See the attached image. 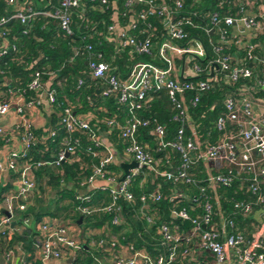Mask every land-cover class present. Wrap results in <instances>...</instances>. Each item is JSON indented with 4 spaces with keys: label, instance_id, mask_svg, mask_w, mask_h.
Listing matches in <instances>:
<instances>
[{
    "label": "built area",
    "instance_id": "2783aa9c",
    "mask_svg": "<svg viewBox=\"0 0 264 264\" xmlns=\"http://www.w3.org/2000/svg\"><path fill=\"white\" fill-rule=\"evenodd\" d=\"M3 1L11 10L0 14V57L15 48L5 31V24L11 19L25 25L35 15L51 17L56 19L60 30L72 35L74 16L83 18L86 9L110 12L112 21L104 23L101 28H97V22L88 23L87 36L96 35L112 42L114 51L127 47L130 58L127 68L122 72L117 70L103 58L102 49H94L89 41L83 48L88 53L90 77L101 83L99 93L104 96L113 94L127 108L129 114L123 122H116L113 118L104 120L105 132L112 128L117 130L124 141L121 154L134 160L136 166L128 168L123 178L109 170L107 165L121 154L112 142L100 136L101 129L89 123L87 113L75 114L67 106L62 108L57 121L66 132L61 140L63 146L49 158L32 159L28 153L38 136L24 116V108L39 103L43 97L49 107L55 100L54 89L46 83L54 72L34 70L27 82V88L34 92L32 96L26 98L23 88L10 87L9 97L0 100V116L9 112L18 116L14 127L0 126L1 140L9 142L15 132L20 140L19 149H8L0 159V170L12 172L17 183L16 189L5 192L0 201V236H6L13 229L10 219L14 200L26 198L35 189L34 171L44 165H57L73 152L79 138L67 133L78 130L85 132L89 140L85 152L97 158L81 183L91 184L96 177L102 179L103 182L95 187L105 191L108 198L94 206L78 204L76 209L82 213H110V221L119 223L122 219L119 201L132 199L130 179L142 166L154 175L196 188L191 192L173 190L167 195L168 200L173 201L172 206H168L169 216L180 222L189 220L190 224L188 228H182L165 220L158 222L155 232L160 244L165 246L163 251L151 255L143 247H134L129 242L119 243L110 235L109 239H91L90 243L109 251L121 245L123 250H115L105 262L94 256V264H206L207 255L215 264L227 260L239 264H264V217L254 229L245 230L237 225L238 218L254 219L255 214L264 213V60L253 51L256 44L250 41L263 28L264 5L258 3V9L250 11L251 0H216V5H224L226 12L220 13L217 9L198 11L200 20H195V10L181 15L176 13L183 7L184 0H55L40 7L17 0ZM119 4L130 11L124 23L119 18L127 12L119 9ZM233 4L238 5L237 10L230 12ZM149 15L157 17L158 30L152 22L145 21ZM139 21L144 22L145 27L137 29ZM187 26L205 32L206 42L192 35ZM78 35L82 39L85 37L84 34ZM229 42L244 49L243 56L222 51ZM77 50L75 48L74 52ZM43 73L47 76L45 79ZM239 78H246L247 82L242 81L236 92L221 98L223 111L213 120L215 138L209 141L200 139L189 115V105H194L215 83H229ZM77 81L79 83L80 79ZM159 89L166 91L175 110L172 118L178 123L171 140L164 139L162 124L156 123L149 129L157 148L169 146L179 153L178 164L166 169L158 167L159 159L153 156L146 143L137 139L138 127L147 126L149 120L134 113L150 100L151 91ZM257 91L262 93L256 94ZM188 92L191 94L187 96ZM55 134V128H50L45 137ZM196 161H200L204 171L199 179L188 172ZM200 181L202 183L198 184ZM233 182L237 183L242 197H226L219 191V188L230 187ZM74 197L89 200V195L80 191ZM160 197L157 187L139 195L138 212L147 223L155 220V211L151 210L149 203ZM182 198L186 205L176 208L174 201ZM222 198L229 201L227 207L222 205ZM195 209L197 212L189 215L188 210ZM248 222L252 224L251 219ZM36 227L38 233L31 239L36 256L34 264H72L71 260L60 262L64 249H77L80 245L67 225L41 217ZM12 250V247H0L5 264H11Z\"/></svg>",
    "mask_w": 264,
    "mask_h": 264
},
{
    "label": "trees",
    "instance_id": "16d2710c",
    "mask_svg": "<svg viewBox=\"0 0 264 264\" xmlns=\"http://www.w3.org/2000/svg\"><path fill=\"white\" fill-rule=\"evenodd\" d=\"M88 3V2H87ZM119 9H124L120 4L117 5ZM238 5L233 4L230 12H235ZM217 9L220 13L226 12L225 6L216 5V0H184V5L176 12L178 15L186 14L187 11L195 10V20H200L198 11H207ZM11 10L3 0H0V14L9 13ZM127 13L124 17H120L121 23L127 18V14H130L127 9H124ZM80 17L74 16L71 22L73 28V34H65L58 27L57 21L54 18L35 15L25 25L20 24L18 20L11 19L9 23L5 24L6 36L9 41L14 42V50H7V52L0 57V100L6 99L10 95V87L23 88L25 97L32 96L34 92L27 88V82L29 81L31 74L34 70L40 71H53L54 75L49 77V87L54 89L55 100L52 104V112L50 113V127L55 128L56 134L46 140V148H41V151L36 148L42 147L37 142L31 147L28 154H31L32 159L49 158L51 153L56 152L61 144L62 137L66 134L64 129L58 124V118L61 115L62 108L67 106L75 114H86L91 112L89 117V123L96 125L99 129H107L104 120L113 118L116 122H123L128 116L126 106L117 101L113 94L101 95L99 93L101 83L97 78H92L89 75L87 68L88 53L84 50L83 45L86 41L93 44L94 49H102L103 58L109 61L119 71H123L127 68L130 58L127 47L122 50L114 51L113 43L102 40L99 36L93 35L88 37V23H94L97 28H101L104 23L111 22V15L109 11L103 12L95 11L93 9H86L85 13ZM145 21L152 22L157 30L159 29V23L157 17L146 16ZM203 22V21H202ZM145 27V23L139 21L137 29ZM189 28V26H187ZM135 29V33H138ZM25 30V31H24ZM192 35H197L206 42L207 34L198 29L189 28ZM78 34H84L82 39ZM251 42L256 44L253 51L262 57L264 60V25L261 32H257L254 37L250 38ZM206 44V43H205ZM77 48V52L74 49ZM207 54L210 56L211 50L207 45ZM224 52H234L237 56H243L244 49L237 48L233 42H229L227 46L222 48ZM47 76L42 74V78ZM78 78L80 82L78 83ZM242 81L247 82L246 78H239L236 81L229 83H215L211 88L206 90L200 95L199 100L194 105H189L188 111L192 123L195 125V130L200 139L212 140L216 136V130L213 127V120L223 111L221 98L225 94H231L236 92ZM151 98L148 100L144 107L136 109L134 111L138 116H142L149 120L147 126H139L137 131V139L148 145L149 151L154 157L159 159L158 167L160 169L172 168L179 162V153L172 147L165 146L157 148L154 142V136L150 133L149 129L156 123H160L164 127V139L171 140L176 134L178 123L172 118L175 110L172 103L169 101L166 91L164 89L153 90L150 92ZM261 91H257L256 94H261ZM191 92L187 93V96ZM186 133L188 130L185 129ZM70 137L78 136L79 140L75 146V150L67 154L66 158L59 162L54 167L47 170L45 167H40L38 173L43 172L46 182L51 186L55 192L56 198H49L42 201L40 196L35 197V204L37 207L28 205L23 211L17 215L18 224L23 219L27 218L35 222L43 214L56 216L57 212H60L59 208L70 209L73 215L69 213L63 214V216L72 219V224L80 226L82 229L81 240L79 247L75 250L71 263L72 264H93L94 255L96 253L95 248L89 249L88 239H109L112 234L119 243L129 242L134 247H143L151 255H155L159 251H163L165 246L159 242L158 234L155 232V228L158 222L168 221L170 224H179L182 228L189 227V220L180 222L179 219H172L168 214V206H172L173 201L168 200L167 195L173 190H184L186 192L195 191L196 188L188 183L181 181H171L165 179L161 175H154L148 171L146 167H140L138 172L131 176L129 189L132 192V199L130 201L121 200V221L114 224L110 221V213L91 211L89 213H82L76 209L78 204L85 205H97L107 200V194L99 188H87L81 181L89 174L91 163L96 162L97 158L86 153L84 148L89 140L86 137L85 132L73 130L67 133ZM107 138L113 143L118 153L121 154L124 141L118 135L115 128L109 129L106 133ZM35 148V149H34ZM97 150H102L100 147H96ZM36 152L34 153V151ZM109 170L117 173L120 170V166L117 163H109L107 165ZM188 172L199 179L203 176L204 171L200 161H196ZM202 181L198 182L201 184ZM69 184V185H68ZM84 184V185H83ZM6 186L0 185V201L5 193ZM158 188L161 193V197L155 201L150 202L149 206L152 211H155V220L153 223H147L138 212V206L140 204L139 195L143 192L149 191L154 188ZM86 188L85 190H83ZM234 189L237 191L234 192ZM89 195V200L76 199L74 195L77 192ZM219 191L226 197L233 195L235 197H242L243 195L238 192L237 183L233 182L230 187L219 188ZM68 197L64 204L61 201L62 198ZM42 201V202H41ZM174 206L177 208L182 205H186L184 198L174 201ZM40 203V204H39ZM221 203L224 207H227L229 201L221 199ZM38 206H42L39 208ZM73 208V209H72ZM195 210H188L189 215H194ZM30 215V217H29ZM80 216V221L77 222V218ZM251 219L252 224H249ZM259 224V220L255 218H247L239 220L238 227L241 229H254ZM69 227V226H67ZM92 228L103 229V232H93ZM104 230L107 235H104ZM90 234L88 237L86 234ZM97 233V234H95ZM15 234L14 237L27 240L30 246L32 237L36 236L35 232H31L30 227L25 231ZM76 239V238H75ZM78 241V239H77ZM80 242V240H79ZM103 247V246H102ZM99 249H102L99 247ZM116 250V246L113 249ZM100 252V251H99ZM173 264H178L174 263Z\"/></svg>",
    "mask_w": 264,
    "mask_h": 264
},
{
    "label": "crops",
    "instance_id": "0c3cea01",
    "mask_svg": "<svg viewBox=\"0 0 264 264\" xmlns=\"http://www.w3.org/2000/svg\"><path fill=\"white\" fill-rule=\"evenodd\" d=\"M17 1L20 3L21 2L25 3V4L28 3V4L35 5L36 7H40L48 1L54 2L55 0H17ZM251 1L253 2V4L250 6L251 7L250 11L257 10L259 7L258 3H262L261 5H264V0H251ZM51 110H52V107H49V105L47 104L44 97L41 99V101L39 103L26 105L24 108V116L29 120L35 134L38 136L37 143L42 145V147L36 148V150L41 151V148H46L47 143H45V142L47 139L50 138V137L46 138L45 134L47 133V131L50 128H52V127H50L51 126L50 125V113L52 112ZM91 115H92L91 112H87L88 117H90ZM17 119H18V116L16 114H14L13 112H9L6 115L0 116V126H3L6 129L12 128L15 126ZM100 131H102V133ZM100 131H99L101 133L100 136L105 140L108 139L106 132H105V129H101ZM17 133L18 132H15L13 134V136L11 137L10 141L7 143H4L0 138V159L4 157V154L8 149H10V148L19 149L20 148V140H19ZM36 150L34 151V153L36 152ZM130 160H131V158H129V156L121 154V155H117L112 160V163L120 164L122 162H129ZM45 166H46L47 170H49V168H51V167H54V165H44L43 167H45ZM122 171L123 170L120 166V170L117 172V174L121 175ZM43 178H45V175L43 174V172H41L39 174L38 170L34 171V179H35L36 185L40 181H43ZM102 182H103L102 179L96 177L93 180V182H91V184H88V183H84V184H85V187H87V188H95V186L97 184H100ZM0 185L6 186L5 187L6 189L4 190L5 192L13 191L17 187L15 175L12 172H10L9 170H5V169L0 170ZM85 189L86 188H84L83 190H85ZM33 191L34 190H32L31 193L24 199L23 198H20V199L16 198L14 200V208L12 210V215H11V219H10V225L13 226V229L9 230L6 236H4V237L0 236V247L1 248L12 247V249H13L12 250L13 254H12L11 259H10L11 264H34V262L36 260L35 259L36 256L33 253L32 247L29 245L27 240L22 239V237L17 238L14 236H15V234H18L20 232H21V236H23L22 231H25L26 229H28V227H30L31 232H35L37 234L38 232H37L36 223L41 217L51 218L52 220L54 219V221H56V222H59L61 224H66L67 226H69L68 228L70 229L71 235L74 238L78 239V241L80 240V243H83V241L80 238L82 229L80 228V226H79V229H76V225L72 224V221H70L71 220L70 218H68L66 221L63 220V222L62 221L60 222L54 216L43 214L35 222L31 221L27 217V218L23 219L21 223H19V224L17 223L18 222L17 215L21 211H23L25 209V207H27L28 205H32L34 207H37V205L35 204V200L32 201L31 199H29L30 196L32 195ZM36 196H38V195L35 194L34 197H36ZM49 198L55 199L56 196L51 195L47 199H49ZM19 203L22 205L20 206ZM38 207L41 208L42 206H38ZM29 217H30V215H29ZM254 217L256 220H261L264 217V213L260 212L258 214H255ZM91 231H92V233L93 232L98 233L99 231L103 232V229L100 230V228H92ZM104 232H105V230H104ZM97 233H95V234H97ZM86 235L88 237L90 236L89 233ZM104 235H107V233L105 232ZM108 235H112V234L109 233ZM90 241H91V239H88V242H87L89 249L92 250V248H95L96 253L94 256L100 257L102 260H104V262L107 261L112 256V254L115 252L113 249L109 251V250L96 248L90 243ZM120 247H121V245H118L116 247V250L119 249ZM75 250L76 249H73V248L64 249V254L60 258L61 259L60 262H69L72 259V256H73ZM120 250H123V248H120ZM0 264H5V261H4L2 256H0ZM206 264H215L210 255L206 256ZM221 264H239V263H236L233 260H227Z\"/></svg>",
    "mask_w": 264,
    "mask_h": 264
},
{
    "label": "rangeland",
    "instance_id": "374dc122",
    "mask_svg": "<svg viewBox=\"0 0 264 264\" xmlns=\"http://www.w3.org/2000/svg\"><path fill=\"white\" fill-rule=\"evenodd\" d=\"M187 67V66H186ZM38 185V186H37ZM36 186V188L34 189V191H33V193H32V195L30 196V198L29 199H31L32 201L35 199V194L36 195H38V196H40V198H41V200L42 201H45V200H47V198L49 197V196H51V195H54L55 194V192H54V190L51 188V186L46 182V179L45 178H43V181H40L38 184H37ZM55 196V195H54ZM66 200H69L68 199V197H64V198H62V204H64L65 202H66ZM41 201V202H42ZM40 204V203H39ZM60 209V212H57V214H56V216H54V215H52V216H54L57 220H59L60 222L62 221L63 222V220H67L68 218L67 217H65V216H63V214H65V212L66 213H69L68 215H73L72 214V211H71V209H70V206H68L67 207V209H64V208H59ZM65 211V212H64ZM64 221V222H65ZM70 221H72V219L70 220ZM73 222V221H72ZM71 223V222H70ZM76 229H79V226H77L76 225Z\"/></svg>",
    "mask_w": 264,
    "mask_h": 264
},
{
    "label": "water",
    "instance_id": "95a60500",
    "mask_svg": "<svg viewBox=\"0 0 264 264\" xmlns=\"http://www.w3.org/2000/svg\"><path fill=\"white\" fill-rule=\"evenodd\" d=\"M122 168V174L120 175V178H123L124 175L128 172V168L136 166V162L134 160H130L129 162H122L119 164ZM80 216L77 218V222L80 221Z\"/></svg>",
    "mask_w": 264,
    "mask_h": 264
}]
</instances>
